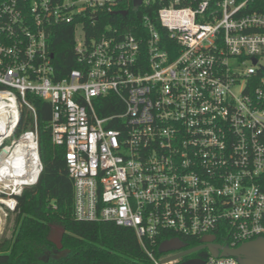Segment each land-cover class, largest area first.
<instances>
[{"label":"built area","instance_id":"obj_1","mask_svg":"<svg viewBox=\"0 0 264 264\" xmlns=\"http://www.w3.org/2000/svg\"><path fill=\"white\" fill-rule=\"evenodd\" d=\"M119 1L0 0V212H15L43 170L33 94L51 105L77 220L129 227L151 264H239L206 249L162 261L177 252L154 249L264 237V12L250 0H132L159 1L155 21L145 14L137 34L105 25L98 37L77 22V66L59 77L46 29L87 12L94 24ZM23 108L33 125L16 136Z\"/></svg>","mask_w":264,"mask_h":264},{"label":"trees","instance_id":"obj_2","mask_svg":"<svg viewBox=\"0 0 264 264\" xmlns=\"http://www.w3.org/2000/svg\"><path fill=\"white\" fill-rule=\"evenodd\" d=\"M159 1L151 7L133 8L132 0H120L109 12L104 9L97 12V21L87 12L77 16L71 22L56 23L46 29L49 37L53 63L59 71V77L76 67L74 50V28L82 22L87 36L98 37L105 25L117 27L119 32L137 34L143 31L142 18L147 14L152 21L157 17ZM248 9L264 12V0H250ZM119 10H126L123 15ZM119 12V13H115ZM28 100L36 109L38 129V150L42 162V172L37 183L26 187L17 197L18 207L13 215L11 237L0 243V264H151L137 237L129 227L116 225L112 221H83L73 215L74 187L65 167V149L52 142L50 129L51 105L48 101L33 94H27ZM14 135L33 125L30 112L23 108ZM9 214V215H10ZM65 227L62 236L63 247L69 250L65 257L44 256V251L53 247L47 235L52 224ZM158 243L173 234L165 233ZM189 247L200 243V238H183ZM157 255L158 247L154 249ZM205 249L196 255H205Z\"/></svg>","mask_w":264,"mask_h":264},{"label":"water","instance_id":"obj_3","mask_svg":"<svg viewBox=\"0 0 264 264\" xmlns=\"http://www.w3.org/2000/svg\"><path fill=\"white\" fill-rule=\"evenodd\" d=\"M142 0H133V5L136 7L140 5ZM123 15L128 14L126 10H119ZM115 12V13H119ZM256 62V60H254ZM51 229L55 230L53 238L47 235L49 241L55 246L57 250V258L65 257L69 253V250L63 248L62 236L66 229L63 225L55 223L52 224ZM215 236L213 234L204 236L201 239V244L194 247H187L188 244L181 238H170L163 240L158 247V253L177 252L171 256L164 258L162 261H169L177 259L178 257L193 254L195 251L206 249L211 254L236 257L239 264H264V237L256 238L246 241L236 247L230 245H222L214 241ZM178 264H203V261L199 258H192L182 261Z\"/></svg>","mask_w":264,"mask_h":264},{"label":"rangeland","instance_id":"obj_4","mask_svg":"<svg viewBox=\"0 0 264 264\" xmlns=\"http://www.w3.org/2000/svg\"><path fill=\"white\" fill-rule=\"evenodd\" d=\"M76 30H77L76 36L78 38H81L83 36V30L81 26L77 25ZM13 227H14L13 215L10 214L8 216H4L0 212V243L3 242L5 239H8L11 237V234L13 232ZM196 253L197 251H195L193 254L186 255V257L194 256Z\"/></svg>","mask_w":264,"mask_h":264},{"label":"flooded vegetation","instance_id":"obj_5","mask_svg":"<svg viewBox=\"0 0 264 264\" xmlns=\"http://www.w3.org/2000/svg\"><path fill=\"white\" fill-rule=\"evenodd\" d=\"M54 233H55V230L50 228V231L48 233L49 234L48 236L51 237V238H53ZM57 254L58 253H57V250H56V248H55L54 245H53V247H50V248H48V249H46L44 251V256H46L47 258H49L50 256H55L56 257ZM189 257H194V256H189Z\"/></svg>","mask_w":264,"mask_h":264},{"label":"bare ground","instance_id":"obj_6","mask_svg":"<svg viewBox=\"0 0 264 264\" xmlns=\"http://www.w3.org/2000/svg\"><path fill=\"white\" fill-rule=\"evenodd\" d=\"M22 146H23V148L21 147V145H19L18 148L21 147L20 150H21V151H24V150H25V149H24L25 145L22 144ZM18 148H17V149H18ZM18 150H19V149H18ZM18 150H17V152H18ZM17 161H18L17 158H16V159L12 158V159L10 160V162H11L12 164H13V163H16Z\"/></svg>","mask_w":264,"mask_h":264}]
</instances>
